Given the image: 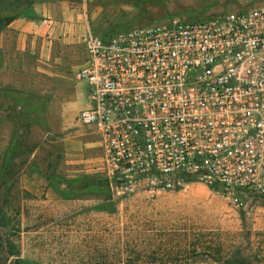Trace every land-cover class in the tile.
I'll return each instance as SVG.
<instances>
[{"label":"rangeland","instance_id":"obj_1","mask_svg":"<svg viewBox=\"0 0 264 264\" xmlns=\"http://www.w3.org/2000/svg\"><path fill=\"white\" fill-rule=\"evenodd\" d=\"M262 4L73 0L86 21L62 61L42 77L24 63L0 74V196L18 213L13 238L26 264H264L263 197L237 193L235 203L193 176L158 194H121L110 185L100 134L77 119L90 89L76 75L89 32L107 38Z\"/></svg>","mask_w":264,"mask_h":264},{"label":"built area","instance_id":"obj_2","mask_svg":"<svg viewBox=\"0 0 264 264\" xmlns=\"http://www.w3.org/2000/svg\"><path fill=\"white\" fill-rule=\"evenodd\" d=\"M85 50L77 119L100 134L118 193L172 191L189 175L235 203L264 198V4L89 33Z\"/></svg>","mask_w":264,"mask_h":264},{"label":"crops","instance_id":"obj_3","mask_svg":"<svg viewBox=\"0 0 264 264\" xmlns=\"http://www.w3.org/2000/svg\"><path fill=\"white\" fill-rule=\"evenodd\" d=\"M85 19V10L79 9L78 13L73 0L35 2L29 13L17 17L0 32V74L26 64L29 75L44 76L41 70L49 69L58 59L62 61V54L80 32L79 22ZM88 30L85 27V32ZM6 54L7 60L2 56ZM47 69L45 71L49 72ZM32 88L21 89L31 91Z\"/></svg>","mask_w":264,"mask_h":264},{"label":"trees","instance_id":"obj_4","mask_svg":"<svg viewBox=\"0 0 264 264\" xmlns=\"http://www.w3.org/2000/svg\"><path fill=\"white\" fill-rule=\"evenodd\" d=\"M38 1L42 0H0V32L17 17L29 13L32 5ZM196 19L198 18L184 21ZM188 177L189 175H181V178L188 179ZM211 188L215 189V187ZM6 207L9 206L1 202L0 196V264H26L20 257L18 246L13 238L19 230L16 223L18 213L11 215Z\"/></svg>","mask_w":264,"mask_h":264}]
</instances>
